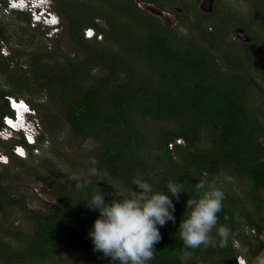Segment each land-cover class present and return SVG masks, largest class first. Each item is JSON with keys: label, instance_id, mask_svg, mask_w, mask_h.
I'll list each match as a JSON object with an SVG mask.
<instances>
[{"label": "trees", "instance_id": "16d2710c", "mask_svg": "<svg viewBox=\"0 0 264 264\" xmlns=\"http://www.w3.org/2000/svg\"><path fill=\"white\" fill-rule=\"evenodd\" d=\"M95 1L79 0L76 6L70 0L60 2L67 10L68 35L82 52L78 60L50 51L47 44L36 45L25 61L33 72L28 77L17 73L21 63L13 68L11 53H0L5 85L0 97L25 98L42 114L33 99L44 95L60 107L76 137L98 141L94 168L107 172L105 180L89 175L84 191L70 177L55 186L49 182L56 202H46L45 210L30 208L8 191L0 195V209L16 207L32 224V232L17 237L18 246L3 240L1 262L50 259L63 247L71 264H118L93 250L88 233L99 211L89 210L83 200L101 192L106 201L120 199L119 192L139 190L132 179L140 177L154 190L167 193L169 180L183 183L185 190L178 201L171 197L176 222L158 225L162 239L148 264H238L239 255L246 264H255L264 250V0H249L246 14L223 10L217 3L215 13L193 7V14L188 12L180 22L198 32L199 43L165 25L136 0ZM140 1L164 9L176 0ZM253 9L257 15H251ZM98 18L103 24L95 22ZM235 25L251 37L242 49L227 40ZM87 26L101 38H85ZM251 26H257V35ZM6 31L0 23V36L7 40ZM7 112L6 103L0 105V126ZM42 140L38 135L37 143ZM9 141L11 146L23 144L32 156V145L22 138L11 136ZM2 151L9 156V163L0 165L6 169L26 160ZM228 176L245 188L239 191L232 181L220 184ZM201 179L215 181L225 193L217 225L230 229L225 247L219 245L215 228V246L192 249L179 238L186 202L196 196L194 185Z\"/></svg>", "mask_w": 264, "mask_h": 264}, {"label": "rangeland", "instance_id": "374dc122", "mask_svg": "<svg viewBox=\"0 0 264 264\" xmlns=\"http://www.w3.org/2000/svg\"><path fill=\"white\" fill-rule=\"evenodd\" d=\"M49 1L51 12H53L56 17L54 24L55 22L58 23L54 25V28L49 26L50 29L46 28V25H50L51 23H46L45 19L42 17L35 19L28 11L11 6L8 0H0V23L6 25V35L8 37L6 40L0 36V45L5 47L4 56L11 53L9 56L12 58L13 68H18V65L21 63L20 69L17 71L19 74L33 77V72L25 61L28 60L29 54L35 51L34 48L36 45L42 46L47 44V48L50 51L57 49L61 56L64 58H71L74 61L81 58V49L68 35L67 29L69 20L67 10H63L62 5H60L61 0ZM70 1L73 6H76L79 0ZM81 1H89L90 4L94 5L96 3L95 0ZM200 1L201 0L173 1L168 7L160 9L162 10V14L152 13L149 9H147V11L157 16L165 25L174 27L176 31L187 36L189 40L199 43L201 42V38L198 32L183 26L180 21L185 18L184 15L188 12V16H190V13L193 14V7L197 10H201L199 7ZM136 2L142 9L156 7L151 3L142 2L140 0H136ZM216 3L218 8H222L223 10L226 7H230L240 13L243 12V14L249 12V0H215L212 11H201L205 13H215ZM250 12L252 16L254 14L257 15L255 9ZM221 17L222 14L220 13L219 20ZM189 18L191 19L192 17ZM210 20L211 19H208V21ZM262 20L264 21V17H262ZM95 22L103 24L100 18L95 19ZM224 22L226 23L227 20ZM27 26H30L31 29ZM88 27L90 26L85 28ZM237 27L244 29V27L240 25L232 26L229 30L227 40L235 43L242 49L244 48L243 43L246 41L236 34L235 30ZM256 28L257 26H251L250 30L253 31ZM245 31L249 34L246 29ZM254 35L257 34L254 32ZM96 38L99 40L101 37L99 38L97 36ZM99 73L105 74V71H98L97 74ZM4 86L0 74V89ZM3 103L5 104V100L0 97V105ZM33 103L40 107L42 111V114L37 112L40 124L38 134L43 139L42 143L38 144L36 142V145L31 147L32 156H29L28 150H26V160L22 164L16 167H8V169L0 166V195L3 196L8 191L11 198H24L26 204L30 208L45 210L46 202H56L53 188H51L49 182L55 186L60 181H65L66 177H70L74 173L80 174L85 177V179H88L90 170L94 168V162L96 161L99 147L98 141L94 138L76 137L70 129L60 107L52 103L44 95L38 94L36 99H33ZM45 114L48 116L46 117ZM11 136L21 138L18 132H14L6 136V138L0 136V140H2V150H10L11 143L9 139ZM176 142H181V144H183V141L179 139L176 140ZM34 147L38 148V153L34 152ZM227 174L229 175L230 172H227ZM225 181L227 180L223 179L220 184H225ZM232 183L239 191L245 188V186L241 184V181L235 177H232ZM261 195L264 199V191L261 192ZM0 205H2V203ZM10 232L13 237L6 236ZM30 232H32V224L26 217H23V215L19 213V209L16 207H4L3 205V208L0 209V252H4L6 246L4 241L18 246L20 240H18L17 237H22L23 234H28ZM71 263L67 252H65L63 247H60L59 253L53 258L36 260L25 264ZM254 263L264 264V250L254 259ZM0 264L5 263L1 262L0 259Z\"/></svg>", "mask_w": 264, "mask_h": 264}, {"label": "clouds", "instance_id": "9594fccd", "mask_svg": "<svg viewBox=\"0 0 264 264\" xmlns=\"http://www.w3.org/2000/svg\"><path fill=\"white\" fill-rule=\"evenodd\" d=\"M25 2L23 7H18L20 10L28 11L29 5L34 2L35 10L41 12L40 17L51 13L49 0H25ZM57 24L55 22L46 26L54 28ZM94 33L96 34L95 29ZM20 155L23 156L24 153ZM0 162L7 163V160L0 159ZM90 175L98 177L97 180H105L107 172L92 168ZM70 179L75 181L78 191H84L90 182L75 173ZM225 179L228 182L232 181L230 176ZM132 185H136L139 190L119 192L116 196L120 199L106 201L102 192L85 197L83 201L89 210L99 211L88 235L92 240L94 251L102 252L118 264H148L155 258V245L162 239L158 225L163 227L169 221L173 224L176 222L175 205L171 197H175L178 201L180 193L185 191L184 185L169 180L167 193L154 190L150 183L140 177H134ZM194 189L196 196L187 200L185 218L179 225L180 240L186 247L192 249L201 245L215 246L217 241H214L211 235L215 228L219 245L227 246L231 235L229 227L227 224L217 227L218 213L222 211L225 193L221 188L216 187L215 181L209 182L204 179L199 180L194 185ZM224 220L227 221L228 217L225 216Z\"/></svg>", "mask_w": 264, "mask_h": 264}, {"label": "built area", "instance_id": "2783aa9c", "mask_svg": "<svg viewBox=\"0 0 264 264\" xmlns=\"http://www.w3.org/2000/svg\"><path fill=\"white\" fill-rule=\"evenodd\" d=\"M8 3L11 6L15 7H23L25 5V0H8ZM35 3H31L28 7V11L31 13V15L35 19H39L41 12L38 10H35L34 7ZM43 19H45L46 23H54V19L56 17L54 16L53 12L49 13V15L42 16ZM91 33V34H89ZM83 35L85 38H93V37H99L100 34H95L94 29L88 27L83 30ZM0 53L4 54L5 53V47L3 45H0ZM4 100L6 103V106L8 108V112L4 113L1 116V126H0V136L1 137H6L14 132H18L21 135L22 140L28 144L35 146L37 142V136L39 135V130H40V124L37 116V111L36 109L24 98L22 97H16L14 95H5ZM13 103L16 105H21L23 104L26 106L27 110H25L24 107L20 108H15L13 107ZM8 121H11L12 123L9 124ZM18 129V131H16ZM24 153V155H20V151ZM26 147L21 144V143H15L10 147V152L20 158H25L26 157ZM34 152L38 153V148L34 147ZM0 159H6L7 163L0 162V165L2 164H8L9 163V156L4 153L0 149ZM236 261L238 264H246L245 259L242 256H237Z\"/></svg>", "mask_w": 264, "mask_h": 264}, {"label": "water", "instance_id": "95a60500", "mask_svg": "<svg viewBox=\"0 0 264 264\" xmlns=\"http://www.w3.org/2000/svg\"><path fill=\"white\" fill-rule=\"evenodd\" d=\"M214 1L215 0H201L199 3V7L201 10H204L206 12H210L213 9ZM147 9L151 10L152 13L154 12L156 14H162V10H160L156 7H147ZM235 32L239 37H241L245 41H249L251 38L249 36V34H247L246 31L241 27H237Z\"/></svg>", "mask_w": 264, "mask_h": 264}, {"label": "snow or ice", "instance_id": "6c2138e0", "mask_svg": "<svg viewBox=\"0 0 264 264\" xmlns=\"http://www.w3.org/2000/svg\"><path fill=\"white\" fill-rule=\"evenodd\" d=\"M89 34H91V33H89ZM13 107H15V108L24 107L25 110H27L26 106H24L23 104H21V105H16L15 103H13ZM8 123L11 124L12 122H11V121H8ZM18 151H20V152L22 153V150H19V149H18Z\"/></svg>", "mask_w": 264, "mask_h": 264}]
</instances>
